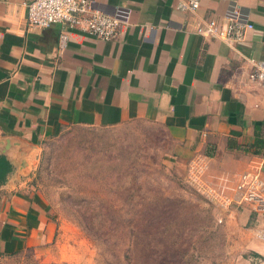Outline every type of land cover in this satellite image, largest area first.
Returning <instances> with one entry per match:
<instances>
[{
    "label": "crops",
    "instance_id": "1",
    "mask_svg": "<svg viewBox=\"0 0 264 264\" xmlns=\"http://www.w3.org/2000/svg\"><path fill=\"white\" fill-rule=\"evenodd\" d=\"M27 1L0 0V154L12 164L0 183V253L52 242L56 219L27 174L42 142L66 126L145 119L165 127L181 155L207 157L216 175L264 170V153L243 148L254 123L264 137V86L248 77L250 58L264 60V0H201L195 11L181 0H92L127 21L123 32L102 39L72 28L62 49L61 24L29 26ZM231 7L253 24L241 42L195 31ZM234 205L230 213L255 216L252 233L264 231V216Z\"/></svg>",
    "mask_w": 264,
    "mask_h": 264
},
{
    "label": "rangeland",
    "instance_id": "2",
    "mask_svg": "<svg viewBox=\"0 0 264 264\" xmlns=\"http://www.w3.org/2000/svg\"><path fill=\"white\" fill-rule=\"evenodd\" d=\"M179 149L145 119L64 127L27 174L56 219L52 242L0 253V264H264L253 213L210 202L187 179L199 153ZM210 163L205 179L228 175Z\"/></svg>",
    "mask_w": 264,
    "mask_h": 264
},
{
    "label": "built area",
    "instance_id": "3",
    "mask_svg": "<svg viewBox=\"0 0 264 264\" xmlns=\"http://www.w3.org/2000/svg\"><path fill=\"white\" fill-rule=\"evenodd\" d=\"M201 0H181L180 7L195 11ZM27 24L47 27L60 23L58 47L62 49L69 38V29L78 28L102 39L116 38L123 32L127 21L98 10L92 0H29L26 2ZM253 24L237 8L226 11L225 20L204 18L196 23L195 31L205 37L218 38L230 45L241 42ZM249 79L264 86V60L250 58ZM208 159L202 154L188 162L187 179L210 202L225 210L234 204L247 205L253 212L264 216V170L260 163L236 174L234 179L222 175L218 180L205 179L203 174ZM264 240V231L258 232Z\"/></svg>",
    "mask_w": 264,
    "mask_h": 264
},
{
    "label": "trees",
    "instance_id": "4",
    "mask_svg": "<svg viewBox=\"0 0 264 264\" xmlns=\"http://www.w3.org/2000/svg\"><path fill=\"white\" fill-rule=\"evenodd\" d=\"M261 123H254V141L249 145H243L244 151H250L254 154L264 153V137L260 134ZM229 146L232 145L231 141L228 142ZM12 170V164L2 154H0V183L3 182L7 174Z\"/></svg>",
    "mask_w": 264,
    "mask_h": 264
}]
</instances>
